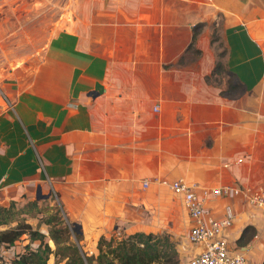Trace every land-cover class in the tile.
Instances as JSON below:
<instances>
[{"label":"crops","instance_id":"crops-1","mask_svg":"<svg viewBox=\"0 0 264 264\" xmlns=\"http://www.w3.org/2000/svg\"><path fill=\"white\" fill-rule=\"evenodd\" d=\"M145 1L139 3L142 12L115 8L100 14L94 35L70 27L58 32L47 50L46 93H37L29 83L15 93L12 112L2 111L0 119V191L29 190L30 185L42 189L44 171L88 254L98 253L101 235L119 228L165 230L176 242L179 233L172 224L182 223L175 221V213L185 206L179 194L156 179L183 177L200 185H221L231 174L223 163L239 158L238 173L232 174L264 184V138L256 143L254 177L247 172L248 148L255 147H248L246 121L249 112L254 131L264 133V0H157L154 14L145 11L154 0ZM194 20L221 22L227 67L237 77L238 91L222 94L204 75H137L150 62L166 60V46L135 47V37L156 27L159 34L176 38L167 35L169 25L187 33L179 38V53L193 40L201 48L210 29L206 25L192 39ZM115 30L126 31L120 35ZM119 37L128 39L122 38L116 48ZM212 66L200 63L197 71L202 74ZM121 70L131 75H119ZM144 179L150 180L148 186H143ZM240 197L211 195L205 211L222 217L224 205L232 203L235 216L227 233L246 252V264H252L264 258L263 243L240 236L248 225L264 232V210ZM186 217L185 238L195 249L187 240V212Z\"/></svg>","mask_w":264,"mask_h":264},{"label":"rangeland","instance_id":"rangeland-1","mask_svg":"<svg viewBox=\"0 0 264 264\" xmlns=\"http://www.w3.org/2000/svg\"><path fill=\"white\" fill-rule=\"evenodd\" d=\"M113 1L119 2V5H112V0H0V119L2 118V111L11 107L15 93L20 92L23 88L28 86L29 83H33L37 93H46L47 72L45 61L47 58V50L51 41L60 34L58 32H61L65 27H70L80 32L94 35L95 26L100 22L96 19L100 14H109L114 12L115 8L119 9L120 13L142 12V7L144 6L139 3L146 2L145 0ZM154 3V5L146 6L145 11L147 13L154 14L158 11V4H156L157 0H154ZM124 22L126 23V21ZM156 22H158V20L151 21L152 24ZM104 23L110 24L108 21ZM171 23L172 22H170V24ZM191 23L192 25L190 28L192 34L196 35V33L205 29L206 25H208L210 35H206L204 39L201 40V48H198L193 40L192 43H189L185 47L183 53H179L178 51L182 47L177 48L182 44L179 38L187 35L183 29L174 30L167 25V35L172 34L176 36V38L172 37L171 39L167 38L166 33H164V35L162 33L159 34L156 27L151 28L145 36L138 35L135 37V47L147 46L154 50L158 44H164V42L166 46V60L160 63L155 61L150 62V65L138 72L137 75L161 77L181 76L186 78L204 75L209 84L223 90L222 94L232 93L234 90L238 91L239 84L237 77L227 67L228 48L221 36V22L194 20ZM122 31L115 30L114 34L118 32L120 35L124 34L125 32L121 33ZM122 38L123 41L128 39L126 37H119V39L115 38L116 48ZM186 39L187 37H184V41ZM130 41L131 37L129 36V42ZM122 49L126 50V47H122ZM179 56L180 58H178ZM172 58L175 59L172 60ZM176 59L179 60L177 64ZM200 63L204 66L208 64L211 66L213 63V66L212 68L208 67V71L200 74L197 71ZM119 75L131 74L121 70L119 71ZM250 97H252V95L248 93V98ZM248 103L249 107L253 106V99H248ZM9 110L12 112V109ZM246 119L249 138L248 147H255L253 151H250L248 148L247 172L254 177L255 170L253 166L255 159L253 158L258 157L256 156V143L259 145L261 138H264L262 137L264 133L261 135V131H254V127H256L255 121L254 118L250 116L249 112ZM209 143L210 140L208 139L207 144ZM191 151L190 149L185 150L188 155H190ZM198 151L204 154L208 153L207 149H198ZM239 160L241 159H230L228 163H223L222 167L226 168L228 173L237 174L241 163ZM38 168L40 172L43 171L41 165H39ZM43 172L42 178L44 180L42 182L46 185L44 187L42 186V193L46 194L50 192V195L47 197L37 199L35 197L36 188L34 185H30L29 190L18 188L17 191L15 189L7 192L0 191V206H6L5 209L0 211V221L3 215H11V220L0 223V230L13 227L18 222H27L31 224L34 229L41 231L45 235L44 241H47L49 246L54 250L50 253V257L46 264H62L64 261V258L61 256L63 254L62 250L55 249V244L48 235L50 225L58 223L60 227L66 226V228L69 229V239L79 244L80 248L85 253L86 250L81 246L80 240L78 241V236L76 234L77 227L68 219V215L62 207L58 195L55 194L51 186L47 184V177ZM231 174L229 181L224 184H233L250 190L258 188L264 189V184L254 179L250 182L243 181L239 179L237 175L232 174V176ZM240 198L244 200L243 197ZM177 200L179 201V199ZM160 207L161 205L157 208L159 209ZM175 214H178V218L176 219L175 217V221L180 219L182 222L179 226L177 223L172 224L173 227L175 225L177 226V231L179 233V238L176 240V247L180 256V264H187V259L194 253V249L185 238L188 222L183 206L182 212ZM48 220H51L50 223H48ZM184 220L186 221L184 222ZM169 224H171V222ZM118 230L119 231H114L112 234L119 238L130 233L121 228ZM105 236L109 237L110 235ZM246 238H253V244L258 240L262 241V247L264 248V232L255 229L253 225H248L246 228L245 239ZM39 242L38 239H31L29 233H22L13 243L4 247L6 252L1 254V256L9 259L14 252H22L27 248H36ZM0 247L2 248L1 245ZM252 264H264V258L260 261L257 260L255 263L252 262Z\"/></svg>","mask_w":264,"mask_h":264},{"label":"trees","instance_id":"trees-1","mask_svg":"<svg viewBox=\"0 0 264 264\" xmlns=\"http://www.w3.org/2000/svg\"><path fill=\"white\" fill-rule=\"evenodd\" d=\"M195 38V34L192 35ZM6 206H0V211ZM11 220V215H3L2 222ZM51 220H48L50 223ZM246 226L240 236H245ZM29 233L31 239H38L36 248H27L17 252L0 264H46L50 253L54 250L44 241L45 235L34 229L27 222H18L15 226L0 230V245L7 247L22 233ZM78 241L80 233H76ZM49 238L53 240L56 250H62V264H180V256L176 242L166 232L134 231L123 237L111 234L98 238L97 254L85 253L77 244L69 239V229L52 224L48 229ZM81 237V236H80ZM239 238V239H240ZM238 239V240H239Z\"/></svg>","mask_w":264,"mask_h":264},{"label":"built area","instance_id":"built-area-1","mask_svg":"<svg viewBox=\"0 0 264 264\" xmlns=\"http://www.w3.org/2000/svg\"><path fill=\"white\" fill-rule=\"evenodd\" d=\"M153 110H159L158 104L153 106ZM158 183L166 184L173 192L182 197L190 227L187 240L196 248L200 243L204 244V249L199 253L192 254L187 264H246V252L237 246V242L231 240L227 229L231 226L235 210L232 203L224 205L222 217H216L205 211V204L211 195H233L241 196L248 204L262 208L264 210V189L258 188L250 190L233 184H221L216 186L200 185L196 182L188 181L183 177L171 180L156 179ZM150 180L144 179L143 186H148ZM1 248V247H0ZM6 249L0 250V263L8 259L1 256ZM16 252L13 253L14 256ZM11 256V257H12ZM10 257V258H11Z\"/></svg>","mask_w":264,"mask_h":264},{"label":"water","instance_id":"water-1","mask_svg":"<svg viewBox=\"0 0 264 264\" xmlns=\"http://www.w3.org/2000/svg\"><path fill=\"white\" fill-rule=\"evenodd\" d=\"M50 195V192L46 193V194H43L42 193V189H41V186L38 185L37 187V191H36V198L37 199H40L42 197H47ZM204 249V244L203 243H200L198 246H196V248L194 249V254L196 253H199L200 251H202Z\"/></svg>","mask_w":264,"mask_h":264}]
</instances>
